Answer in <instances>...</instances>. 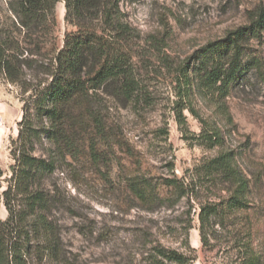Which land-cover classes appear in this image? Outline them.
<instances>
[{
	"label": "rangeland",
	"instance_id": "rangeland-1",
	"mask_svg": "<svg viewBox=\"0 0 264 264\" xmlns=\"http://www.w3.org/2000/svg\"><path fill=\"white\" fill-rule=\"evenodd\" d=\"M8 3L0 0L4 17L11 16ZM120 7L123 18L140 33L134 57L140 93L129 104L104 93L96 95L95 109L103 123L81 132L83 150L78 159L60 164L47 180L58 196L50 216L60 240V258L41 260L29 227L30 263L152 264L153 249L163 245L189 256L193 250L194 264H234L238 250L230 252L233 234L242 231L245 221L254 224L256 248L264 259L263 76L252 71L228 95H221L198 87L190 71L209 44L248 25L250 14L264 7V0H122ZM57 14L55 35L62 47L71 30L64 20V4L58 5ZM244 45L249 56L264 60V34ZM187 72L192 80L189 107L219 131L222 147L201 146L196 136L202 126L189 110L183 113L184 122H179ZM26 97L0 76L2 220L8 217L2 193L14 165L11 149L18 139ZM224 152L234 155L249 182L248 207L229 216L225 229L216 227L211 247H206L199 231L200 207L208 202L227 203L235 187L214 181L200 170ZM136 178L148 180L161 200L172 197L166 181L186 178L197 196L168 204L144 203L128 188ZM233 222L240 226L234 228Z\"/></svg>",
	"mask_w": 264,
	"mask_h": 264
},
{
	"label": "trees",
	"instance_id": "trees-1",
	"mask_svg": "<svg viewBox=\"0 0 264 264\" xmlns=\"http://www.w3.org/2000/svg\"><path fill=\"white\" fill-rule=\"evenodd\" d=\"M121 2L9 0L11 16L5 17L0 7V76L17 87L22 96H27L18 139L11 149L14 160L11 177L2 193L8 217L0 219V264H31L33 240L38 242L37 253L41 260H59L60 240L50 216L58 196L47 186V180L60 164L78 159L83 150L81 132L103 123L100 112L95 109L98 93L122 104L138 98L140 83L134 57L140 33L123 18ZM61 3L65 6L66 26L71 28L65 34L62 47L57 44L55 35ZM263 34L264 7H260L250 14L248 25L201 51L197 63L190 69L198 87L228 95L231 87L252 71L264 79L263 58L249 56L244 45L262 39ZM188 73L181 94L182 106L177 113L179 122H184L183 113L189 110L199 118L202 126L201 133L196 136L201 146L209 150L222 147L219 131L189 107L188 90L192 80ZM92 154H95L94 148ZM200 171L214 181L235 187L227 203L208 202L200 207L202 243L211 247L216 227L225 229L229 216L248 207L249 182L230 152L219 154ZM4 176L0 165V189ZM128 188L144 203L162 201L168 204L173 199L197 196L193 183L186 178L166 181L172 197L162 200L146 179H133ZM233 223L234 228L240 226ZM240 228H243L241 232L233 234L234 245L230 248V252L238 250L234 264H264L256 248L254 224L245 221ZM190 252L191 256L160 245L153 249L151 263L194 264V251L190 249Z\"/></svg>",
	"mask_w": 264,
	"mask_h": 264
}]
</instances>
